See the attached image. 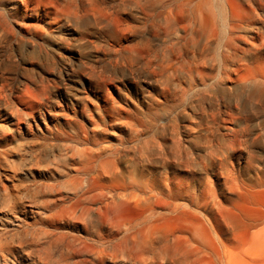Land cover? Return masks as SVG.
I'll use <instances>...</instances> for the list:
<instances>
[{"label":"bare ground","instance_id":"6f19581e","mask_svg":"<svg viewBox=\"0 0 264 264\" xmlns=\"http://www.w3.org/2000/svg\"><path fill=\"white\" fill-rule=\"evenodd\" d=\"M14 1L6 8L9 18L20 12L23 19L30 18L32 12L46 25L47 19L48 24L78 19V14L98 4L97 0H20L21 8ZM255 1L264 7V0H216L212 4L207 0H142V14L162 16L159 32L153 36L160 40V47L153 48L146 37L141 48L122 56V62L132 81L135 68L154 75L160 97L175 102L183 113L166 115L167 121L157 127L137 114L123 121L122 110L111 105L105 110L109 123H120L128 133L115 144L107 128L114 126L94 123L81 132L50 131L55 139L65 136L86 147L82 158L71 157L73 164L64 170L63 176L72 174L70 193L47 186L40 199L18 191L13 143H19L21 125L45 118L49 97L45 87L35 97L28 88L19 93L10 84L0 86V208L35 214L45 226L39 233L1 241L3 258H16L18 248L26 264L219 262L218 223L163 234L157 222L192 206L220 213V178L226 188L250 189L240 174L253 164L252 146L264 141V118L255 124L257 130L252 126L259 112L264 113V30L254 25ZM40 25L33 24L32 31L29 25L23 26L34 37L40 35ZM10 33L0 14V45L9 42ZM108 72L99 74L100 87L114 81L116 75ZM221 111L235 123L232 127H219ZM9 115L15 129L7 126ZM187 117L193 119L192 124L185 122ZM219 128L226 129L225 133L219 135ZM181 169L186 178L177 176L176 170ZM200 173L206 179L199 178ZM2 175L10 184H2ZM131 209L137 211L133 219L127 215ZM66 231L71 233L69 240Z\"/></svg>","mask_w":264,"mask_h":264},{"label":"rangeland","instance_id":"374dc122","mask_svg":"<svg viewBox=\"0 0 264 264\" xmlns=\"http://www.w3.org/2000/svg\"><path fill=\"white\" fill-rule=\"evenodd\" d=\"M21 1L14 2H19L18 5L22 8ZM123 1L97 0L98 4L92 6L90 12L80 16L78 14V19L70 18V22L63 20L53 24H48L47 19L46 25L39 22L32 12L30 18L23 19L22 12L17 16L14 14V19L9 18L6 8L12 0H0V14L8 22L11 32L9 42L0 45V86L4 83L10 84L19 93L28 88L35 97L45 87L49 97L44 112L45 118L40 116L37 123L21 125L19 143H13L12 150L15 154L12 162L19 175L14 180L19 192L40 199L43 193L47 192V186L61 192H72V174H69V177L63 176L64 170H68L73 164L72 158H82L86 147L66 139L65 136L55 139L50 135V131L61 129L64 132H81L82 128L90 130L94 123L114 126L112 130L107 128L110 142L115 144L121 135L126 138L128 133L120 123H109L105 110L111 105L122 110L123 121L125 118H131V114H137L145 117L149 124L154 122L157 127L167 121L166 115L170 114L172 117L171 113L182 112L175 102L160 97V88L154 83V75L135 68V80H131L130 71L123 64L122 56L128 51L141 48L146 37L152 41L150 45L152 44L153 48L159 49L161 42L153 36L159 32L163 20L161 15L148 18L142 14V0H139L138 4L137 0H128L124 5ZM207 1L210 4L216 2ZM253 6L256 15L254 25L264 30V7L259 8L256 1ZM150 7L154 5L151 4ZM24 23L29 25L27 28H30V31L33 24H41L40 35L30 37L28 33L31 32H27ZM101 72L116 75L114 81L105 88L98 84ZM259 113L258 119H255L252 125L255 130L257 122L261 120L259 118H264V113ZM191 120L193 122V119L187 117L185 122L192 124ZM24 121L26 124L27 120ZM218 123L221 128L235 124L229 122L222 111L218 116ZM14 125L15 120L9 115L7 126L9 129H15ZM221 128L219 135L226 130ZM263 143L261 140L260 144L252 146L253 164L249 170H243L240 174L245 184L250 187L248 192L226 188L222 184L223 178H220L218 184L222 189L221 200L223 199L220 213L215 215L201 212L192 206L175 217L162 218L157 222L158 231L165 234L192 225L207 226L218 223L216 226L221 227L218 237L220 244L217 246L220 263L212 259L210 264H264ZM241 165L244 164L241 162ZM176 173L181 178L187 176L183 169L176 170ZM198 176L202 179L207 177L204 173ZM1 180L2 184H10L3 175ZM197 187L202 188L200 184H197ZM46 198L44 196L42 201ZM22 212L0 208V242L20 237L27 232L39 233L40 229L45 227L35 214ZM136 212L131 209L127 215L133 219L137 216ZM65 234L66 240H69L71 233L66 231ZM213 238L217 240L214 235ZM15 252L16 258L8 255L3 258L0 255V264H26V256L21 254L18 248ZM58 258L57 256L56 260H59Z\"/></svg>","mask_w":264,"mask_h":264}]
</instances>
